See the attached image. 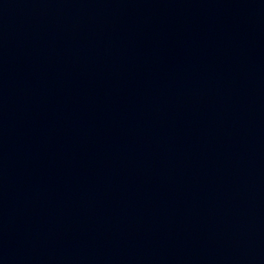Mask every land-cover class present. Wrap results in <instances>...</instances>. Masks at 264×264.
<instances>
[{
    "label": "water",
    "instance_id": "95a60500",
    "mask_svg": "<svg viewBox=\"0 0 264 264\" xmlns=\"http://www.w3.org/2000/svg\"><path fill=\"white\" fill-rule=\"evenodd\" d=\"M0 264H264V0H0Z\"/></svg>",
    "mask_w": 264,
    "mask_h": 264
}]
</instances>
